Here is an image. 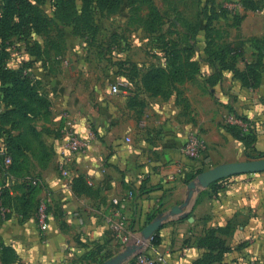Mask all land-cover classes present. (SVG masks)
<instances>
[{
	"label": "crops",
	"instance_id": "obj_1",
	"mask_svg": "<svg viewBox=\"0 0 264 264\" xmlns=\"http://www.w3.org/2000/svg\"><path fill=\"white\" fill-rule=\"evenodd\" d=\"M82 93L88 94L75 87L55 97L50 93L53 103L49 119L37 122L38 129H49L41 139L51 154L44 166L30 154L28 172L42 184L36 197L50 198L49 228L39 232L34 211L26 216L14 210L7 216L0 215V248L13 251L15 259L10 264H78L93 243H105L108 248L117 242L104 222L113 197L131 193L124 213L138 232L154 209L163 210L182 201L189 182L185 179L187 172L246 158L243 145L221 120L226 112L227 116L232 114L226 107L208 101L209 96H202L200 89V104L193 99L178 101L177 93L168 98L153 96L141 87L132 93L139 98L132 105L124 93L102 91L93 100L78 99ZM252 108L233 109L256 125V117L264 116V108L258 107L257 116L256 108ZM65 117L72 119L87 143L68 176L60 175L56 168L59 129ZM197 131L205 139L207 150L188 157L182 145L189 133ZM256 132L255 148L264 150V121ZM78 174L85 177L94 193L73 188L72 178ZM3 182L11 195L22 194L21 177L0 175V187ZM228 223L233 229L225 236L230 251L223 263L251 260L264 264V171L235 175L215 189H202L189 217L160 227V242L148 243L145 251L157 259L156 264H191L204 251L197 245V237L208 227Z\"/></svg>",
	"mask_w": 264,
	"mask_h": 264
},
{
	"label": "rangeland",
	"instance_id": "obj_2",
	"mask_svg": "<svg viewBox=\"0 0 264 264\" xmlns=\"http://www.w3.org/2000/svg\"><path fill=\"white\" fill-rule=\"evenodd\" d=\"M4 2L0 0V14ZM38 8L53 21L40 32L23 33L17 29L9 37L6 64L21 68L37 80L50 104V93L55 97L72 87L88 93L77 95L78 99L82 96L93 100L96 94L110 91V85L119 79L131 84L126 93L128 102L131 90L142 88V75L151 67L165 66L168 57L174 56L188 65L192 75L186 80L187 86H183L185 81L163 86L165 90L172 87L171 95L177 93L178 101L193 99L203 103L200 89L202 96H209L208 101L235 115L244 116L234 107H254L255 116L259 114L258 107L264 108V61L258 67L263 77L254 86V79H242L235 72V68L242 71L247 62L256 59V42L264 44V0H112L107 8L74 0L75 13L67 22L54 18L53 0H42ZM137 95L133 101L139 100ZM5 104L0 92V112ZM227 115L226 112L221 117L224 124L229 123ZM237 119L244 131L250 127L256 132L264 116L256 117L257 126L248 118L250 125ZM26 123L19 129L23 131ZM194 133L204 142L202 154L207 150L206 141L199 131ZM247 151L245 157L251 160L264 158V150L251 147ZM128 227L132 230L129 222ZM117 242L108 245L112 256L126 247ZM82 263L96 264L86 256Z\"/></svg>",
	"mask_w": 264,
	"mask_h": 264
},
{
	"label": "trees",
	"instance_id": "obj_3",
	"mask_svg": "<svg viewBox=\"0 0 264 264\" xmlns=\"http://www.w3.org/2000/svg\"><path fill=\"white\" fill-rule=\"evenodd\" d=\"M42 0H5L3 11L0 14V92L2 99L6 103L5 109L0 112V175L2 177H21L22 194L13 196L10 194L8 187L3 182L0 187V197L2 205L9 209L5 216L9 215L12 210L20 213L23 216L36 211L39 199L36 197L42 188L40 179L32 174H29L30 154L35 156L37 162L44 166L51 152L47 145L43 142L42 134L49 131L48 128L42 126L37 128L39 120H47L50 115L49 100L45 97L38 87L39 82L27 72L20 69H13L7 66L9 37L17 30L21 29L23 33L30 31L40 32L47 30L49 24L53 21L51 18L45 17L38 8V3ZM54 1V18L67 22L74 10V0H53ZM86 2H94L96 6L107 8L112 0H83ZM212 16L209 17V19ZM13 19H16L13 23ZM208 23H206L207 25ZM22 36H24L22 34ZM26 36V35H25ZM257 43V44H256ZM257 57L254 61L246 63L245 69L239 71L235 68L242 79H254L253 86L258 84L263 77L259 71V65L264 61V44L256 42ZM224 56H226L224 54ZM223 60V58L221 59ZM190 63V62H189ZM184 62L178 60L174 56H169L167 64L161 67H151L142 75L141 85L145 92L153 96L171 95L170 89H163L167 83L184 82L191 78V73L187 70ZM237 74V75H238ZM129 95V105L134 102V90ZM168 98V97H167ZM35 104V105H32ZM229 112L236 118L248 122L247 118L241 115H235L232 110ZM28 122V123H26ZM24 123L25 129H19ZM227 131L240 142L244 150L248 148L255 149L257 140L256 132L252 128L244 131L243 127L237 123H226ZM26 135H29L27 137ZM34 143V144H33ZM245 152V151H244ZM248 152V151H247ZM262 152V151H261ZM262 154V153H261ZM247 154L245 153V156ZM10 159V163H5V158ZM250 159V158H247ZM203 168H198L194 171L187 172L185 175L186 182L193 179L198 173L202 172ZM28 176V177H27ZM230 177L222 178L213 182L209 187L215 189ZM73 188L76 191L94 193L87 184L85 177L78 174L72 178ZM161 211L159 208L154 209L147 217L146 222L156 213ZM145 222V223H146ZM233 229L230 223L225 226L208 227L204 233L197 237V245L204 249L201 255L196 258L191 264H224V258L230 251L227 245L225 236L230 234ZM133 232H137L132 229ZM157 230L151 240L150 245H156L160 242ZM114 253L107 251L105 243H93L88 250L86 256L88 261L100 263L110 258ZM15 259L13 251L8 247L0 248V260L3 264H10ZM81 260L78 264H83ZM133 264L132 259L128 261ZM238 264H256L251 260L247 262L239 261Z\"/></svg>",
	"mask_w": 264,
	"mask_h": 264
},
{
	"label": "built area",
	"instance_id": "obj_4",
	"mask_svg": "<svg viewBox=\"0 0 264 264\" xmlns=\"http://www.w3.org/2000/svg\"><path fill=\"white\" fill-rule=\"evenodd\" d=\"M130 88L131 84L128 80L119 79L110 85V92L115 94H126ZM226 120L229 123H240L234 115H229ZM59 132L61 137L59 147L60 156L56 168L60 175L68 176L77 154L84 150L87 143L75 129L73 121L70 117H65L62 120V126L60 127ZM203 148L204 142L196 133L192 132L187 135L186 140L182 145V152L189 157L198 156ZM5 163H10V159L8 157L5 158ZM129 197H131V193H128L126 197H113L111 199V209L109 213L104 216V222L120 243L125 246L131 244L140 246L130 257L133 264H156L157 259L145 251L146 246L150 243V241H145L138 235L137 232H133L128 227V220L124 213V209L127 203V198ZM49 203L50 198L48 195H44L39 198L34 214L38 230L41 233H45L49 228ZM6 212H9V209L2 205L0 198V214L5 216ZM159 260H161V258Z\"/></svg>",
	"mask_w": 264,
	"mask_h": 264
},
{
	"label": "water",
	"instance_id": "obj_5",
	"mask_svg": "<svg viewBox=\"0 0 264 264\" xmlns=\"http://www.w3.org/2000/svg\"><path fill=\"white\" fill-rule=\"evenodd\" d=\"M263 171L264 158L226 162L203 170L186 184L182 201L156 213L137 232L138 235L145 241H150L153 234L164 224L189 217L198 194L211 183L229 176ZM139 247L135 244L127 245L122 251L98 264H122Z\"/></svg>",
	"mask_w": 264,
	"mask_h": 264
}]
</instances>
